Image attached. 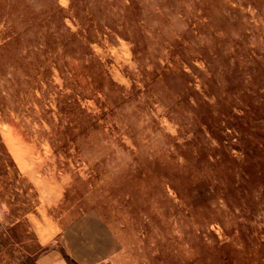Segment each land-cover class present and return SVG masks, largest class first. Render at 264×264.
Listing matches in <instances>:
<instances>
[{"label":"rangeland","instance_id":"1","mask_svg":"<svg viewBox=\"0 0 264 264\" xmlns=\"http://www.w3.org/2000/svg\"><path fill=\"white\" fill-rule=\"evenodd\" d=\"M77 217L102 264H264V0H0V264Z\"/></svg>","mask_w":264,"mask_h":264},{"label":"crops","instance_id":"2","mask_svg":"<svg viewBox=\"0 0 264 264\" xmlns=\"http://www.w3.org/2000/svg\"><path fill=\"white\" fill-rule=\"evenodd\" d=\"M90 219L77 217L64 223L57 238L60 247L56 241H49L48 247L21 245L14 251L16 259L23 261L35 253V264H102L110 257L114 243L107 229L102 230L105 234L98 233L95 224H88Z\"/></svg>","mask_w":264,"mask_h":264},{"label":"bare ground","instance_id":"3","mask_svg":"<svg viewBox=\"0 0 264 264\" xmlns=\"http://www.w3.org/2000/svg\"><path fill=\"white\" fill-rule=\"evenodd\" d=\"M48 125H50V124H48ZM41 130V129H40ZM55 136V135H54Z\"/></svg>","mask_w":264,"mask_h":264}]
</instances>
